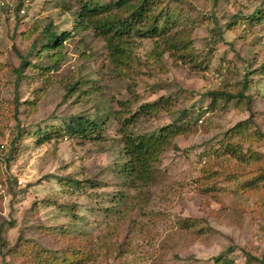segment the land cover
Here are the masks:
<instances>
[{
    "label": "rangeland",
    "instance_id": "1",
    "mask_svg": "<svg viewBox=\"0 0 264 264\" xmlns=\"http://www.w3.org/2000/svg\"><path fill=\"white\" fill-rule=\"evenodd\" d=\"M29 1L15 24L0 0V264H264V0H152L176 48L132 36L120 58L93 28L48 47L83 0ZM136 114L135 136L188 131L131 187ZM77 116L100 136H59Z\"/></svg>",
    "mask_w": 264,
    "mask_h": 264
},
{
    "label": "trees",
    "instance_id": "2",
    "mask_svg": "<svg viewBox=\"0 0 264 264\" xmlns=\"http://www.w3.org/2000/svg\"><path fill=\"white\" fill-rule=\"evenodd\" d=\"M26 1L30 2L29 0H13V2L17 3L15 8H11L9 4L3 5V10L6 12L7 19L15 24L21 21V18L24 19L26 15H22L21 10L22 8H25ZM151 1L152 0H117L109 4L100 5L96 0H83L81 3V11L77 15L76 26L73 33L64 32L62 35H59L56 32L52 33L53 24L48 25L45 28V32L49 33L48 47H60L78 30H89L93 28L99 37L107 41L109 48L113 50V57L120 58L125 55L127 50L125 49L126 41L124 39L131 38L132 36L141 40L159 39L165 36V40L167 37V41L164 42V45L170 44V47L174 46L173 48L175 49L176 42L172 44V41H176V39H173L172 35L168 36V30L164 31L160 28V20L158 19V16H152L154 10L152 6L154 3ZM29 4L30 3H28L26 10L28 9ZM27 64L28 63L25 59L22 61L21 67H24ZM246 90H248V86L245 84L243 89L236 95L225 91L217 94L219 96L221 95L226 102H231L237 97H243ZM217 94L215 92L213 95L217 96ZM154 107L155 105L146 106L143 108V111L146 113H152L153 109L151 108ZM186 115L187 113H185V116ZM137 117H139V114L127 118L121 129L124 149L121 155L123 162L121 163L122 168L120 173L125 176L131 187L132 185H135L136 181H140L141 183L152 181V166L155 162L159 161L161 154L170 146L171 138L188 131L185 129L183 130L178 124H171L164 127L159 135L135 136L129 133L128 127L136 122ZM247 123V121L240 122L235 126L234 130L238 128L243 129ZM100 129L101 125L98 122L92 121L85 116H77L71 118L69 122L63 123L62 132L59 133V136H80L96 139V137L100 136L98 134ZM49 139L50 138H47V140ZM240 153L241 154L238 157L245 159V154H243L242 151ZM258 182L264 183V175L262 178H257L253 182H250L249 187L255 186ZM0 232L2 233V231ZM4 242L5 239L0 237V253H2L1 247ZM41 259H43V264H56L57 262V259L55 258H45L42 255L39 256V261H41ZM215 260L217 261L218 258H215ZM86 261L87 256L82 254V256L77 259L72 257L71 259L67 258L62 262H66V264H83V262L86 263Z\"/></svg>",
    "mask_w": 264,
    "mask_h": 264
},
{
    "label": "built area",
    "instance_id": "3",
    "mask_svg": "<svg viewBox=\"0 0 264 264\" xmlns=\"http://www.w3.org/2000/svg\"><path fill=\"white\" fill-rule=\"evenodd\" d=\"M28 1H26L25 2V8H22V10H21V14L22 15H26L27 14V10H26V7L28 6ZM9 4V6L11 7V8H15L16 6H17V3H15V2H12V3H8Z\"/></svg>",
    "mask_w": 264,
    "mask_h": 264
}]
</instances>
